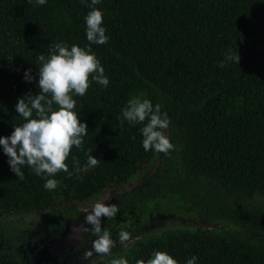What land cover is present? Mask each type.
Wrapping results in <instances>:
<instances>
[{
    "label": "trees",
    "instance_id": "16d2710c",
    "mask_svg": "<svg viewBox=\"0 0 264 264\" xmlns=\"http://www.w3.org/2000/svg\"><path fill=\"white\" fill-rule=\"evenodd\" d=\"M96 7L109 39L91 48L109 84L92 81L74 97L88 131L66 158L72 175L57 172V187L45 189L47 177L27 165L17 177L0 146V258L26 250L16 234L26 218L73 217L109 191L120 210L161 200L189 207L197 222L142 235L96 264L120 255L135 264L155 249L179 264L194 254L196 264H264V0H100ZM89 10L90 0H0V135L24 120L17 99L39 91L37 57L59 41L89 43ZM229 51L239 57L221 63ZM137 94L167 113L163 131L174 144L167 154L144 151V122L122 119ZM90 152L95 166H85ZM135 176L137 184L114 193Z\"/></svg>",
    "mask_w": 264,
    "mask_h": 264
},
{
    "label": "clouds",
    "instance_id": "9594fccd",
    "mask_svg": "<svg viewBox=\"0 0 264 264\" xmlns=\"http://www.w3.org/2000/svg\"><path fill=\"white\" fill-rule=\"evenodd\" d=\"M30 2L39 6L46 4L47 0ZM99 3L100 0H90V10L84 17L85 38L88 44L81 47L76 43L69 45L65 41H59L50 45L47 57L43 54L37 57L39 91L35 95L25 94L17 99L15 109L24 120L14 125L7 136L0 135V146L7 156L10 170L22 178V166H29L37 176L47 177L43 187L48 190L57 187V172L72 175L65 162L66 158L73 146H81L88 131L85 121L79 118L75 110L74 97L84 95L92 81L101 87H107L109 84L104 67L91 48L92 44H104L109 39L103 26V11L96 7ZM236 56L239 57L238 52L234 56L229 51L221 63L235 61ZM24 79H32L29 69L24 70ZM120 113L122 119L131 125L144 122L139 129L144 151L151 149L167 154L174 148L169 136L163 131L169 126L167 113L161 112V106L154 105L147 96H130ZM97 162V158L91 152L88 153L85 166H95ZM104 201L95 202L90 208L91 211L83 210L86 212L85 221L92 225L91 229L83 230L95 235L91 242L92 247L84 252L85 258L91 257L93 252L96 256L107 255L117 242L123 243L129 239V232L122 228L114 240L109 227H101L102 214L111 220L118 210L117 204H107ZM197 259L194 254L186 259L185 264H196ZM106 264H129V259L120 255L109 259ZM135 264L179 262L166 250L155 249L147 258L137 259Z\"/></svg>",
    "mask_w": 264,
    "mask_h": 264
},
{
    "label": "rangeland",
    "instance_id": "374dc122",
    "mask_svg": "<svg viewBox=\"0 0 264 264\" xmlns=\"http://www.w3.org/2000/svg\"><path fill=\"white\" fill-rule=\"evenodd\" d=\"M154 171L155 168L152 172ZM140 179V176L131 178L128 183L117 187L114 193L120 194L130 189ZM103 200L107 204L115 203L117 206L119 204L118 198L106 191L80 205L78 213L73 217L54 214L48 221L26 218L20 224L22 231L16 233L20 241L26 244V250L11 258H0V264H96L106 255L96 256L97 254L93 252L91 257H84V252L92 247L91 242L95 239V235L83 230L92 227L85 221L86 212L83 210L91 211L90 208L95 202ZM193 214L189 207L178 203L171 202L166 206L161 200H148L138 207L122 210L118 208L111 220L102 214L101 227H109L114 240L117 239L119 229L129 232V239L123 243L117 242L110 251L113 253L142 235L170 227H191L197 222Z\"/></svg>",
    "mask_w": 264,
    "mask_h": 264
}]
</instances>
